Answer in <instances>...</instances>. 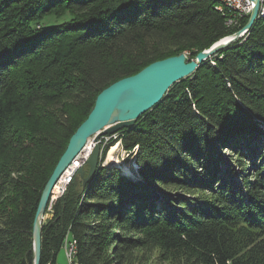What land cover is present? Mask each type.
I'll return each mask as SVG.
<instances>
[{"label":"trees","instance_id":"trees-1","mask_svg":"<svg viewBox=\"0 0 264 264\" xmlns=\"http://www.w3.org/2000/svg\"><path fill=\"white\" fill-rule=\"evenodd\" d=\"M217 6L0 0V264H34L42 192L104 89L247 25ZM108 142L102 159L120 142L136 173L76 176L46 211L41 264L69 242L74 264H264V17Z\"/></svg>","mask_w":264,"mask_h":264},{"label":"water","instance_id":"water-1","mask_svg":"<svg viewBox=\"0 0 264 264\" xmlns=\"http://www.w3.org/2000/svg\"><path fill=\"white\" fill-rule=\"evenodd\" d=\"M259 18V1L247 25L230 37L221 39L194 59L185 53L151 63L135 75L120 79L96 98L87 119L71 137L69 145L46 184L33 223L34 264H41L42 228L53 189L65 169L79 156L89 138L98 142L104 136H114L124 128L133 127L141 116L157 106L177 82L191 76L202 64L214 57L230 43L243 37ZM104 162L100 143L87 160V167L78 171L83 189Z\"/></svg>","mask_w":264,"mask_h":264},{"label":"bare ground","instance_id":"bare-ground-1","mask_svg":"<svg viewBox=\"0 0 264 264\" xmlns=\"http://www.w3.org/2000/svg\"><path fill=\"white\" fill-rule=\"evenodd\" d=\"M218 2H219V4H218V7H217V10L220 12V13H222L224 16H225V13H227V14H231V21H229L228 22V19H227V23H228V25H232V24H235V23H238V22H240L242 19H244V18H246V17H249V16H251V13L249 14V15H243L242 16V9H241V7H240V5H238L237 3H235V2H232V0H217ZM257 1H259V17H264V10L263 11H261V8H260V5H261V0H255V6L252 8V11L254 10V8L256 7V5H257ZM261 12V13H260ZM249 19H250V17H249ZM242 30V29H241ZM247 34V33H246ZM245 34V35H246ZM244 35V36H245ZM230 37V36H229ZM227 38V37H226ZM242 38V37H241ZM240 39V38H239ZM235 42V41H234ZM233 43V42H232ZM231 44V43H230ZM229 44V45H230ZM228 46V45H227ZM226 46V47H227ZM225 47V48H226ZM186 55H187V53H185ZM188 57V56H187ZM102 139V138H101ZM99 140L98 142H96L95 141V139L94 138H89V140H88V142H87V144H86V146L83 148V150L84 151H87V152H90V155H91V153L93 152V150H94V146H93V143L94 142H96V144H98V143H101V141L102 140ZM93 140H94V142H93ZM96 146V145H95ZM94 147V148H93ZM120 148V142L119 143H117L116 145H114L111 149H110V151H109V153H108V155H107V158H106V162H107V164H109V163H112L113 161H114V157H113V155H114V153L118 150ZM82 150V151H83ZM81 151V152H82ZM81 154V153H80ZM79 154V155H80ZM90 155H89V157H90ZM78 157V156H77ZM76 157V158H77ZM88 157V158H89ZM75 158V159H76ZM74 159V160H75ZM88 160V159H87ZM73 163V162H72ZM71 163V164H72ZM70 164V165H71ZM85 164H87V161L85 162ZM84 164V165H85ZM69 165V166H70ZM83 165V166H84ZM68 166V167H69ZM68 167L65 169V171L68 169ZM82 167V166H81ZM80 167V168H81ZM79 168V169H80ZM134 168H135V171L134 172H132L131 173V176L132 175H134L135 173H136V170L138 169V167H137V165H135L134 166ZM79 169H78V171H79ZM64 171V172H65ZM64 172H63V174H64ZM62 174V175H63ZM61 175V176H62ZM78 175V172H77V174H76V176ZM76 176L74 177V178H76ZM79 176V175H78ZM61 178V177H60ZM60 180V179H59ZM68 187V186H67ZM61 188H62V186H61V183H59V181L57 182V184L55 185V187H54V189H53V192H52V195H51V200H50V203H49V206H48V208H49V210H51V207H52V205L54 204V202L58 199V198H60L61 196H59V194H60V192H61ZM65 193V192H64ZM55 197V198H54ZM48 208H47V210H48ZM65 248V252H66V246L64 247ZM75 255H76V245H75V243L74 242H72V260H74L75 259ZM67 256V255H66ZM69 264H74L73 262L72 263H70V261H69Z\"/></svg>","mask_w":264,"mask_h":264},{"label":"built area","instance_id":"built-area-1","mask_svg":"<svg viewBox=\"0 0 264 264\" xmlns=\"http://www.w3.org/2000/svg\"><path fill=\"white\" fill-rule=\"evenodd\" d=\"M232 2L237 3L240 5L242 9V16L243 15H249L252 12V8L255 6V0H232ZM261 11L264 10V0H261L260 5ZM261 13V12H260ZM225 16L227 17L228 21H231V14L225 13ZM94 142V140H93ZM96 142L93 143V146L95 147ZM93 147V148H94ZM85 150V149H84ZM82 151L81 154L73 161V163L68 167V169L64 172V174L61 176L59 183H61V192L59 196H62L64 192L67 189V186L73 181L74 177L76 176L78 169L85 164L87 161L90 152ZM55 198V197H54ZM66 255L70 263L73 262L72 260V242H69L66 246Z\"/></svg>","mask_w":264,"mask_h":264},{"label":"rangeland","instance_id":"rangeland-1","mask_svg":"<svg viewBox=\"0 0 264 264\" xmlns=\"http://www.w3.org/2000/svg\"><path fill=\"white\" fill-rule=\"evenodd\" d=\"M218 4H219V2H218ZM217 7H218V6H217ZM217 7H216V10H217ZM249 17H250V16H249ZM228 22H229V21H228ZM238 23H239V22H238ZM238 23H235V24H238ZM235 24H232V25H235ZM114 136H115V135H114ZM111 138H112V136H104V138L102 139V141H101V143H100L101 148H102V151H103V147H104V146H102V142H104L103 145H105V144H107V143L109 144L108 141H109ZM112 147H113V146H112ZM112 147H111V148H112ZM111 148H110V149H111ZM109 151H110V150H109ZM108 153H109V152H108ZM108 153H107V155H108ZM221 154H222V157L224 158V161L229 160V158H230V156H229V151H227V150H221ZM107 155H106V158H107ZM113 157H114V161H113L112 163L107 164L106 159H105L104 162H103V164L106 165V166H111V165H112V166H120L121 169L123 170V172H124V168H125L126 171H128V174L131 176V173L135 171L134 166L136 165V163H133V165H132L131 168H130V167H127V166H128L127 164H128L131 160H129L128 163L124 164V163H125V158L128 157L127 152H126L125 150L121 149V147H120V148L114 153ZM123 162H124V163H123ZM86 166H87V164H85V165L82 166V167H85V168H86ZM223 166H224V165H223ZM129 175H128V176H129ZM77 176H78V175H77ZM48 211H51V210H49V208H48ZM50 218H51V215L46 213V215H45V221L48 220V219H50ZM154 256H156V255H154ZM57 262H58V264H69V260H68V258H67V256H66V252H65V248H64V247L60 250V252H59V254H58ZM135 264H137V262H135ZM148 264H172V262H171V261H164L163 258H159V259L151 260V262L149 261Z\"/></svg>","mask_w":264,"mask_h":264}]
</instances>
